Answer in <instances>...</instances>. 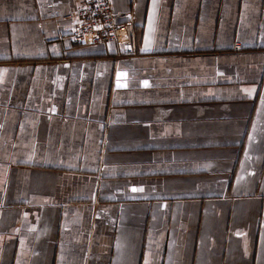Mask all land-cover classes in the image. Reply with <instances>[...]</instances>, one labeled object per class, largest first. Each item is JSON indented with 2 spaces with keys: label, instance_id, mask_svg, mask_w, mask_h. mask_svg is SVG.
I'll use <instances>...</instances> for the list:
<instances>
[{
  "label": "crops",
  "instance_id": "0c3cea01",
  "mask_svg": "<svg viewBox=\"0 0 264 264\" xmlns=\"http://www.w3.org/2000/svg\"><path fill=\"white\" fill-rule=\"evenodd\" d=\"M80 1L0 0V264H264V0Z\"/></svg>",
  "mask_w": 264,
  "mask_h": 264
},
{
  "label": "built area",
  "instance_id": "2783aa9c",
  "mask_svg": "<svg viewBox=\"0 0 264 264\" xmlns=\"http://www.w3.org/2000/svg\"><path fill=\"white\" fill-rule=\"evenodd\" d=\"M77 19L78 29L73 35L75 43L84 45L116 42L127 55H134V45L127 36V27L133 21L131 12L114 13L110 0H81L75 10L66 15ZM240 50V45H234Z\"/></svg>",
  "mask_w": 264,
  "mask_h": 264
},
{
  "label": "snow or ice",
  "instance_id": "6c2138e0",
  "mask_svg": "<svg viewBox=\"0 0 264 264\" xmlns=\"http://www.w3.org/2000/svg\"><path fill=\"white\" fill-rule=\"evenodd\" d=\"M145 83H147V82H145ZM261 103L264 104V99H262ZM133 191H142V189H135L134 188Z\"/></svg>",
  "mask_w": 264,
  "mask_h": 264
}]
</instances>
